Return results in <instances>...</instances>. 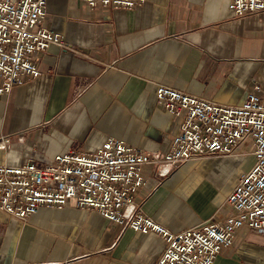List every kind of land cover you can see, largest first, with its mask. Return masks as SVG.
Returning <instances> with one entry per match:
<instances>
[{
	"label": "crops",
	"instance_id": "crops-1",
	"mask_svg": "<svg viewBox=\"0 0 264 264\" xmlns=\"http://www.w3.org/2000/svg\"><path fill=\"white\" fill-rule=\"evenodd\" d=\"M44 23L63 45L40 54L39 76L0 96V139L8 137L0 164L94 151L110 137L162 154L180 119L157 103L158 85L226 105L264 97V12L235 18L229 0L94 9L48 0ZM253 161L197 156L167 176L146 166L135 201L172 232L223 219L228 194ZM165 245L94 210L42 207L25 221L0 210V264H155ZM214 264H264V234L238 229Z\"/></svg>",
	"mask_w": 264,
	"mask_h": 264
},
{
	"label": "built area",
	"instance_id": "built-area-1",
	"mask_svg": "<svg viewBox=\"0 0 264 264\" xmlns=\"http://www.w3.org/2000/svg\"><path fill=\"white\" fill-rule=\"evenodd\" d=\"M48 0H0V96L40 75V54L63 45L44 21ZM96 7L132 8L145 0H78ZM235 18L264 12V0H229ZM259 91V88H256ZM157 103L180 119L168 148L152 157L113 137L94 151L69 150L45 163L0 164V210L22 221L42 207L67 205L94 210L122 228L154 233L166 243L155 264H214L231 246L238 229L264 234V97L249 93L239 105L158 85ZM5 144L8 137H1ZM251 154L228 194V214L200 226L172 232L143 214L135 201L145 186L144 168L157 165L159 175L205 155L242 158Z\"/></svg>",
	"mask_w": 264,
	"mask_h": 264
}]
</instances>
